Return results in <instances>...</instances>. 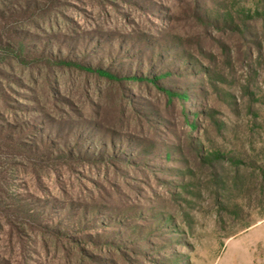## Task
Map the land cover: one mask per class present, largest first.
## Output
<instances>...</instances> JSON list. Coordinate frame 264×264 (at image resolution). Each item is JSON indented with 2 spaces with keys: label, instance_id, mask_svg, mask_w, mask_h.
<instances>
[{
  "label": "rangeland",
  "instance_id": "374dc122",
  "mask_svg": "<svg viewBox=\"0 0 264 264\" xmlns=\"http://www.w3.org/2000/svg\"><path fill=\"white\" fill-rule=\"evenodd\" d=\"M224 1L264 12V0ZM37 2L35 9L27 7L32 0H0V86L8 96H0V126L33 116L19 105H34L27 101L32 95L45 103L50 78L72 101L57 105L58 117L91 121L115 138L130 135L159 149L139 164L44 163L0 140L1 264H264V22L250 23L251 37L244 38L243 28L217 31L197 21L194 4L207 7V0H140L137 6L127 0ZM156 30L181 38L191 59L213 73L214 79L204 71L178 79V86L186 83L197 92L184 104L142 83L129 82L121 93L103 78L20 59L14 53L18 39L12 41L14 33H27L26 55L42 39L86 32L157 37ZM166 149L170 160L164 159ZM208 154L217 156L203 160ZM22 198L98 205L111 213L125 209L129 226L106 230L126 233L161 221L167 233L127 243L134 252L110 245L80 248L12 211Z\"/></svg>",
  "mask_w": 264,
  "mask_h": 264
},
{
  "label": "trees",
  "instance_id": "16d2710c",
  "mask_svg": "<svg viewBox=\"0 0 264 264\" xmlns=\"http://www.w3.org/2000/svg\"><path fill=\"white\" fill-rule=\"evenodd\" d=\"M127 1L137 6L140 0ZM207 2H209L207 7L203 3L199 5L194 2V8L197 21L208 28L229 32L243 28L242 37L245 38L246 35L251 37L250 27L253 26H250V23L264 22V12L236 9L233 5L226 4L224 0ZM32 3L27 4V7L35 9L39 7L37 0H32ZM156 33L157 37L137 32L128 36L86 32L64 39L52 38V42L42 39L34 50L26 54L27 56L24 51L26 46L24 39L29 35L14 33L12 41L18 39L15 41L18 51L14 53L20 59L29 58L32 62L55 65L62 69L103 78L115 84L118 91L122 90L121 93L129 82L142 83L146 87L152 86L163 92L170 100L176 98L184 104L194 99L193 96L197 95V92L190 90L186 83L178 86L181 81L178 79L187 74L202 75V71L214 79L213 73L208 67L204 68L191 59L181 38L172 35L171 32L156 30ZM2 77L5 78L4 75ZM44 85L45 103L36 95H32L27 96V101L34 105H19L21 111L33 116L14 124L0 126V140L8 149L16 150L27 159L44 163L116 161L123 165L139 164L145 161L146 158L143 157H149L159 149L154 142L146 140L137 142L130 135L115 138L113 132L91 121H71L58 117L55 115L58 111L57 105H71L72 101L60 94L56 81L48 78ZM1 91L0 86V96L5 100L8 96ZM140 103L145 105L144 102ZM147 113L144 112V115ZM197 113V110L192 112ZM185 124L192 130L197 129L190 119H186ZM189 146L196 152L195 156L198 155V148L194 145ZM175 149L179 151V148ZM164 152V159L170 160V150L166 149ZM216 156L208 154V157L200 158L214 161ZM78 207L73 204L39 203L22 198L15 199L11 209L21 213L38 227L46 229L54 236L65 237L80 248L83 245H110L134 252L135 250H131L127 243L135 241L141 243L153 234L164 237L162 234L167 233L166 224L161 221L143 227L132 226L126 233L121 230H106L108 227L129 226L123 222L127 213L125 209L111 213L98 205ZM162 220L165 222L167 219ZM87 229L92 230L93 234L85 233ZM121 233L123 235H120ZM111 234L115 237H111ZM137 251L141 254L146 253L145 250ZM173 261L174 259L166 260L167 264H173Z\"/></svg>",
  "mask_w": 264,
  "mask_h": 264
}]
</instances>
